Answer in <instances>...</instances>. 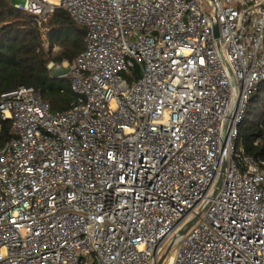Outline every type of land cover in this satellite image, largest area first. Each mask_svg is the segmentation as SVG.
Here are the masks:
<instances>
[{
    "label": "built area",
    "instance_id": "obj_1",
    "mask_svg": "<svg viewBox=\"0 0 264 264\" xmlns=\"http://www.w3.org/2000/svg\"><path fill=\"white\" fill-rule=\"evenodd\" d=\"M13 5L87 33L72 107L0 96V264H157L170 243L163 263L264 264V159L237 144L264 81V0Z\"/></svg>",
    "mask_w": 264,
    "mask_h": 264
},
{
    "label": "trees",
    "instance_id": "obj_2",
    "mask_svg": "<svg viewBox=\"0 0 264 264\" xmlns=\"http://www.w3.org/2000/svg\"><path fill=\"white\" fill-rule=\"evenodd\" d=\"M86 33L64 9L42 21L11 0H0V96L20 85L32 86L41 90L53 111L72 107L76 95L70 79L54 76L49 65L72 64L85 48ZM11 126V121L0 120V146L14 138ZM237 144L246 154L264 159V81L251 95Z\"/></svg>",
    "mask_w": 264,
    "mask_h": 264
},
{
    "label": "water",
    "instance_id": "obj_3",
    "mask_svg": "<svg viewBox=\"0 0 264 264\" xmlns=\"http://www.w3.org/2000/svg\"><path fill=\"white\" fill-rule=\"evenodd\" d=\"M212 19H213V26H214V34H215V39L219 45V49H220V52L222 54V57H223V61L226 65V68L230 74V77L232 79V81L235 80L234 78V75L232 73V70L226 60V56H225V53H224V46L221 45L220 43V33H219V24H218V20H217V17H216V12L213 11L212 12ZM226 136H227V128H225V131H224V139H223V143L225 142L226 140ZM224 170H225V167H224ZM222 179H223V174L221 175V179L219 181V184H221L222 182ZM197 221V217H195L194 219H192L189 223H187L183 229L179 232V236H182L184 234H186V232L189 230V228ZM173 243H170V245L166 248V250L164 251V253L162 254V256L160 257V259L158 260L157 264H162L165 257L167 256V254L170 252L171 250V247H172Z\"/></svg>",
    "mask_w": 264,
    "mask_h": 264
},
{
    "label": "rangeland",
    "instance_id": "obj_4",
    "mask_svg": "<svg viewBox=\"0 0 264 264\" xmlns=\"http://www.w3.org/2000/svg\"><path fill=\"white\" fill-rule=\"evenodd\" d=\"M12 4L15 3V0H11ZM71 65V63L69 62H64L63 64H59L58 67H53L51 69L52 71V74L54 76H57V77H67V73H68V70H69V66ZM163 264H167L166 262H164Z\"/></svg>",
    "mask_w": 264,
    "mask_h": 264
}]
</instances>
